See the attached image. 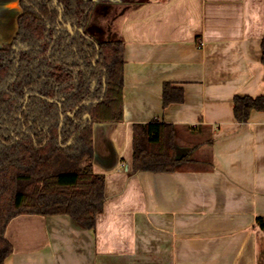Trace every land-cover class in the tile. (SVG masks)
<instances>
[{
    "label": "crops",
    "instance_id": "1",
    "mask_svg": "<svg viewBox=\"0 0 264 264\" xmlns=\"http://www.w3.org/2000/svg\"><path fill=\"white\" fill-rule=\"evenodd\" d=\"M92 1L86 34L124 47L122 120L92 127L102 211L93 228L14 217L3 264H264V111L233 110L264 94V0ZM20 13L0 0V47ZM152 120L172 128V171L133 169L134 126Z\"/></svg>",
    "mask_w": 264,
    "mask_h": 264
},
{
    "label": "trees",
    "instance_id": "2",
    "mask_svg": "<svg viewBox=\"0 0 264 264\" xmlns=\"http://www.w3.org/2000/svg\"><path fill=\"white\" fill-rule=\"evenodd\" d=\"M19 4L17 32L0 47V264L12 251L5 230L14 217L67 214L82 227L95 226L105 197L104 175L91 163L93 123L122 120L123 44L97 43L62 25L85 30L93 1ZM233 110L245 122L252 110L264 111V94L236 95ZM86 114L90 120L83 121ZM171 130L158 120L134 126L135 171L175 169ZM256 221L264 231V217Z\"/></svg>",
    "mask_w": 264,
    "mask_h": 264
},
{
    "label": "water",
    "instance_id": "3",
    "mask_svg": "<svg viewBox=\"0 0 264 264\" xmlns=\"http://www.w3.org/2000/svg\"><path fill=\"white\" fill-rule=\"evenodd\" d=\"M54 2L56 3L57 0H54ZM59 21L62 22V15H61V12H60V15H59ZM62 25H63L64 27H66L67 30H68L71 34H74L76 31H79V32H80L82 35H84L87 39L92 40V38H90L88 35H85L84 30H82V29H75V28H73L69 23H62ZM104 87H105V86H104ZM87 103H88V102L84 101V102H82L81 104H87ZM81 104H80V105H81ZM78 107H79V106H77V107L74 109L73 112H69L68 115H69V116H72V115L75 113V111L77 110ZM63 119H64V115H61L60 127L62 126V121H63ZM86 120H90V115H89V114H86V115L84 116L83 121H86ZM73 138H74V136L71 138V140H70L66 145L70 144L71 141L73 140ZM66 145H65V146H66ZM65 146H64V147H65Z\"/></svg>",
    "mask_w": 264,
    "mask_h": 264
},
{
    "label": "flooded vegetation",
    "instance_id": "4",
    "mask_svg": "<svg viewBox=\"0 0 264 264\" xmlns=\"http://www.w3.org/2000/svg\"><path fill=\"white\" fill-rule=\"evenodd\" d=\"M85 29H86V28H85ZM82 30H83V29H82ZM84 32H85V30H84ZM85 35H87L86 32H85ZM83 36H84V35H83ZM28 97H29V94L26 96V98H28ZM26 100H27V99H26ZM83 102H84V101H83ZM86 102H88V101H86ZM26 104H27V101L25 102L24 106H26ZM87 104H88V103H87ZM81 105H83V104H81ZM77 109H78V108H77ZM73 111H74V110H73ZM73 111H72V112H73ZM62 115H64V114H62ZM73 115H74V114H73ZM73 115H72V116H73ZM64 116H65V115H64ZM83 118H84V117H83Z\"/></svg>",
    "mask_w": 264,
    "mask_h": 264
},
{
    "label": "rangeland",
    "instance_id": "5",
    "mask_svg": "<svg viewBox=\"0 0 264 264\" xmlns=\"http://www.w3.org/2000/svg\"><path fill=\"white\" fill-rule=\"evenodd\" d=\"M60 162H61V161H60V160H58V162H57L56 166H57V165H59V167H60Z\"/></svg>",
    "mask_w": 264,
    "mask_h": 264
}]
</instances>
